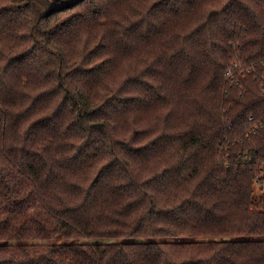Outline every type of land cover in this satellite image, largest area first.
<instances>
[{"label":"trees","instance_id":"obj_1","mask_svg":"<svg viewBox=\"0 0 264 264\" xmlns=\"http://www.w3.org/2000/svg\"><path fill=\"white\" fill-rule=\"evenodd\" d=\"M0 264H264V0H0Z\"/></svg>","mask_w":264,"mask_h":264},{"label":"built area","instance_id":"obj_2","mask_svg":"<svg viewBox=\"0 0 264 264\" xmlns=\"http://www.w3.org/2000/svg\"><path fill=\"white\" fill-rule=\"evenodd\" d=\"M237 56L238 57L233 62L232 66L227 71L228 80L231 81L232 83H238V79L236 78L235 72L239 71L241 73V72H245V71H250L251 70V67L249 65H247L245 61H242L239 58V55H237ZM249 120L250 121H254L252 116L249 117ZM229 126H231V125H229ZM261 126H262L261 122H255L254 121L252 123V125H251V128H250L251 131L249 133L257 131ZM260 177L257 180H260L261 179Z\"/></svg>","mask_w":264,"mask_h":264},{"label":"rangeland","instance_id":"obj_3","mask_svg":"<svg viewBox=\"0 0 264 264\" xmlns=\"http://www.w3.org/2000/svg\"><path fill=\"white\" fill-rule=\"evenodd\" d=\"M263 194V191L258 189V195H262Z\"/></svg>","mask_w":264,"mask_h":264}]
</instances>
